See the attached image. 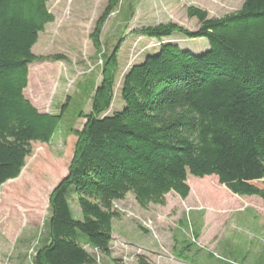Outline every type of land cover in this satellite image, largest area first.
I'll return each instance as SVG.
<instances>
[{
  "label": "trees",
  "instance_id": "1",
  "mask_svg": "<svg viewBox=\"0 0 264 264\" xmlns=\"http://www.w3.org/2000/svg\"><path fill=\"white\" fill-rule=\"evenodd\" d=\"M48 1L0 0V189L19 176L32 142L51 141L65 112L66 101L57 113L40 112L23 94L31 63L61 59L31 50L54 21ZM119 1L107 0L97 19L90 35L96 49ZM187 16L197 20L196 30L168 22L129 31L159 45L123 74V106L111 114L126 37L120 34L102 57L101 81L68 172L49 195L47 237L32 264H96L87 248L110 256L112 222L120 217L114 202L128 193L143 209L165 206L170 192L185 199L189 175H213L232 194L264 202V187L254 184L264 179V0H243L220 18L190 6ZM175 34L208 46L194 51L164 41ZM138 263L148 264L143 257Z\"/></svg>",
  "mask_w": 264,
  "mask_h": 264
},
{
  "label": "rangeland",
  "instance_id": "2",
  "mask_svg": "<svg viewBox=\"0 0 264 264\" xmlns=\"http://www.w3.org/2000/svg\"><path fill=\"white\" fill-rule=\"evenodd\" d=\"M107 0H49L54 21L45 25L32 47L36 56L58 55L60 60L33 62L28 67L25 96L40 112H65L48 143L32 142L31 154L16 179L0 189V264H32L35 252L47 237L51 213L49 195L68 172L78 132L91 110L93 91L101 81L102 57L122 34L126 37L118 54L112 87L113 98L106 114L123 106L120 87L123 74L159 42L130 35L132 28L175 23L189 31L199 24L187 16L190 6L204 10L209 18L237 11L243 0H120L102 25L96 49L90 39ZM181 48L199 51L205 39H185L175 34ZM30 72V80H29ZM50 75L51 79L48 78ZM204 179V180H203ZM185 199L170 192L165 206L143 209L128 193L113 204L120 217L112 222L111 254L87 248L96 264H264V202L258 197L232 194L213 175L187 178ZM264 187V179L254 182ZM72 209L78 215L76 205Z\"/></svg>",
  "mask_w": 264,
  "mask_h": 264
},
{
  "label": "crops",
  "instance_id": "3",
  "mask_svg": "<svg viewBox=\"0 0 264 264\" xmlns=\"http://www.w3.org/2000/svg\"><path fill=\"white\" fill-rule=\"evenodd\" d=\"M23 94L25 95L24 91H23ZM26 97V96H25ZM29 100V99H28Z\"/></svg>",
  "mask_w": 264,
  "mask_h": 264
}]
</instances>
